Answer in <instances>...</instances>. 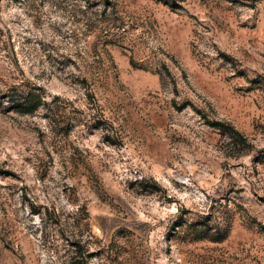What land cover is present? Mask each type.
Wrapping results in <instances>:
<instances>
[{
  "label": "rangeland",
  "instance_id": "obj_1",
  "mask_svg": "<svg viewBox=\"0 0 264 264\" xmlns=\"http://www.w3.org/2000/svg\"><path fill=\"white\" fill-rule=\"evenodd\" d=\"M0 264H264V0H0Z\"/></svg>",
  "mask_w": 264,
  "mask_h": 264
},
{
  "label": "trees",
  "instance_id": "obj_2",
  "mask_svg": "<svg viewBox=\"0 0 264 264\" xmlns=\"http://www.w3.org/2000/svg\"><path fill=\"white\" fill-rule=\"evenodd\" d=\"M45 102V97L28 92L16 99H13L12 110L25 115L33 114L42 108V106L45 105ZM229 136L234 140L236 139L235 134L230 133Z\"/></svg>",
  "mask_w": 264,
  "mask_h": 264
}]
</instances>
